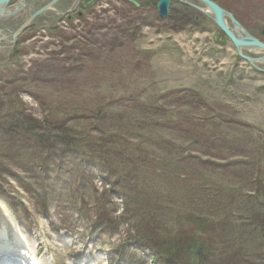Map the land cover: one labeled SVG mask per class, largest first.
<instances>
[{"label":"rangeland","instance_id":"374dc122","mask_svg":"<svg viewBox=\"0 0 264 264\" xmlns=\"http://www.w3.org/2000/svg\"><path fill=\"white\" fill-rule=\"evenodd\" d=\"M134 1L98 0L75 24L57 5L16 39L30 13L0 18V231L38 250L31 264H155L158 246L186 257L197 241L200 264H264V63L222 45L198 1L167 19ZM212 1L264 43V0ZM61 142L74 155L44 168ZM77 151L105 162L80 180ZM56 175L63 198L44 201Z\"/></svg>","mask_w":264,"mask_h":264},{"label":"water","instance_id":"95a60500","mask_svg":"<svg viewBox=\"0 0 264 264\" xmlns=\"http://www.w3.org/2000/svg\"><path fill=\"white\" fill-rule=\"evenodd\" d=\"M10 1L11 0H0V18L3 17L4 9H5L6 5H9ZM57 1L58 0H52L47 6L43 7L42 9H40L39 11L34 13L30 17L28 22H26L24 24V26L21 27V29L16 34H14V39H16L19 36V34L21 33V31L24 28H27L29 26V24L34 19H36L38 16L42 15L46 11L50 10L51 7L54 6L57 3ZM196 1L200 2L207 9L211 10V13L214 15V17H213L214 22L216 23V25L220 29V31L225 35V37L222 39V44L223 45L226 43V40L229 39L235 45V48H237L238 52H239V49L241 47H247V46L259 48V49L264 51V43L260 42L256 38H253L246 31L245 32L248 34V38H246V39H239V38H237L234 35L232 30L226 25V23H224V16H228L230 19L235 20V23L239 24L240 26H241V24L231 14H229L227 11H225L218 4H216L212 0H196ZM94 2H95V0H92L90 3L84 4L83 8L91 7ZM129 2H131L136 7L140 6V4L137 3L134 0H129ZM154 5L158 9L160 18L164 19V18H166L169 15V11H170L169 8H170V5H171V0H158V2L154 3ZM14 14H15V12L12 13L11 15H14ZM11 15H7V16H11ZM219 37H220V34H216L215 35V40L218 41ZM239 55L241 57H243L242 52H240ZM243 58L247 59L248 61L252 60V59H250L249 57H246V56L243 57ZM259 61H262L264 63V58H262Z\"/></svg>","mask_w":264,"mask_h":264},{"label":"trees","instance_id":"16d2710c","mask_svg":"<svg viewBox=\"0 0 264 264\" xmlns=\"http://www.w3.org/2000/svg\"><path fill=\"white\" fill-rule=\"evenodd\" d=\"M36 132H37L36 128L32 127V129H29V132L27 131L26 134H33L34 137L39 138L40 141L43 143V140L41 139V137L34 134ZM54 138H56V136H54ZM45 144L46 143L44 142V145ZM57 146L59 147V149L45 151V155L47 156V158L45 159L46 167L48 166L50 157L55 156L58 153L63 154L70 147L69 144H67L66 142H61L60 144H57ZM99 159L105 162V159H103L102 157L98 158L97 156H93V155L86 158L85 162L95 163ZM177 246L167 252H164V250L158 246V250H160V252L159 253L157 252L155 257L153 258V263L155 264H179L180 262H184V264L185 263L198 264V261L201 259V256L203 257L202 252L205 249H208L207 247L204 246L203 243L197 241L196 243L191 244L189 247V249L191 250L190 253H192V256L187 254L186 257H182L181 254H179L181 253V249Z\"/></svg>","mask_w":264,"mask_h":264},{"label":"bare ground","instance_id":"6f19581e","mask_svg":"<svg viewBox=\"0 0 264 264\" xmlns=\"http://www.w3.org/2000/svg\"><path fill=\"white\" fill-rule=\"evenodd\" d=\"M19 7L15 10V11H13V13L15 12V13H17V12H19L21 9H22V7H23V4L25 3V0H19ZM59 2V0L57 1V3ZM10 4V3H9ZM4 6V5H3ZM8 8H9V6L8 5H6V7H5V9H4V13H3V16H5V15H11V13L9 12V10H8ZM52 9V8H51ZM209 11L208 12H210L211 13V10L210 9H208ZM212 14V13H211ZM212 16L214 17V15L212 14ZM228 20H230V22L232 23V26H233V28L230 26V24L228 23ZM224 23H226V25L232 30V32L234 33V35L237 37V38H239V39H246V38H248V34L245 32V30L239 25V24H237V23H235V20H233V19H230L228 16H224ZM21 35V34H20ZM259 51V52H262L263 53V55H264V51L263 50H261V49H259V48H255V47H251V46H247V47H241L240 49H239V53L240 52H242V54H243V57H245V55H246V53L247 52H249V51ZM259 60H261V58H259V59H257V60H250L249 62H251L252 63V65L254 64V63H261V61H259ZM264 65V64H263ZM0 236L1 237H3L4 236V234L3 233H0ZM25 240H26V238H25ZM25 253L27 252L28 254L29 253H37L38 251H36L35 250V248H34V251L32 250V248H30L29 246H28V248L27 249H25V251H24ZM14 250L9 246V248H6V247H3V246H1L0 245V264H12V262H13V258H14ZM23 256H25L24 255V253H23ZM32 256H35V255H32ZM27 263L30 261V260H25ZM31 264V263H30Z\"/></svg>","mask_w":264,"mask_h":264},{"label":"flooded vegetation","instance_id":"af4514ba","mask_svg":"<svg viewBox=\"0 0 264 264\" xmlns=\"http://www.w3.org/2000/svg\"><path fill=\"white\" fill-rule=\"evenodd\" d=\"M15 1V0H14ZM127 1V0H126ZM13 2V1H12ZM11 2V3H12ZM29 2L31 3V1L30 0H26L25 1V5H24V9L23 10H21L19 13H17L18 15L19 14H22V13H27V12H29L30 13V17L32 16V14H34L35 13V11H38V10H35L33 13H32V10H31V8H29ZM44 2H45V0H44ZM49 2V1H48ZM47 2V3H48ZM68 2H71V0H60L58 3H57V5H58V7L60 8V15H63L65 18H67L68 20H70V22L68 23V24H75L76 22L74 21V19H76V17H79V18H83L84 17V15L86 14V12H88L87 10H91V9H93V7L98 3V0H95V2L92 4V6L91 7H89V8H83V4H88V3H90L91 1H88V2H85V3H82L80 6H78L76 9H72L71 11L69 10V6L71 5V3H70V5L68 4ZM20 2H19V0H17L16 1V4H15V6H14V8L13 9H8L10 12H13V11H15L16 10V6H17V4H19ZM77 3H80V0L77 2ZM187 4H189L190 6H192L191 5V3H187ZM12 7V6H11ZM79 7H81L80 9H79ZM200 14H202L201 12H199ZM17 14H15V15H17ZM8 17H10V18H12L11 16H7L6 18H8ZM14 17H16V16H14Z\"/></svg>","mask_w":264,"mask_h":264}]
</instances>
